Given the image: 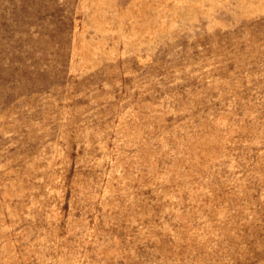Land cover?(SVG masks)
Listing matches in <instances>:
<instances>
[{
  "label": "rangeland",
  "instance_id": "1",
  "mask_svg": "<svg viewBox=\"0 0 264 264\" xmlns=\"http://www.w3.org/2000/svg\"><path fill=\"white\" fill-rule=\"evenodd\" d=\"M0 264H264V0H0Z\"/></svg>",
  "mask_w": 264,
  "mask_h": 264
}]
</instances>
